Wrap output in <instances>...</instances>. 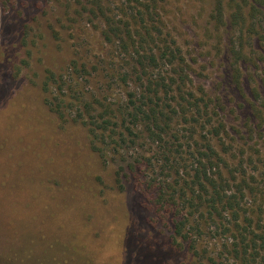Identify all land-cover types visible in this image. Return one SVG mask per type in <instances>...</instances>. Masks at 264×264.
I'll list each match as a JSON object with an SVG mask.
<instances>
[{
	"label": "rangeland",
	"instance_id": "1",
	"mask_svg": "<svg viewBox=\"0 0 264 264\" xmlns=\"http://www.w3.org/2000/svg\"><path fill=\"white\" fill-rule=\"evenodd\" d=\"M89 1L0 0V264H16L21 256L31 264H203L189 241L173 239L175 211L148 214L143 204L142 188L152 172L147 159L158 161L162 150L140 122L134 143L114 146L109 140L99 153L87 129L72 119L75 108L63 120L46 103L49 70L59 79L65 74L48 80L52 96L70 83L88 100L117 108L136 88L121 79L131 66L117 40L105 38V22L84 12ZM157 1L167 29L193 64L195 86L214 100V123L226 126L223 137L231 149L223 156L235 164L244 153L259 195L251 194L246 206L262 217L264 235V121L253 116L254 103L264 114V45L256 42L253 60L242 63L238 88L226 53L230 25L219 34L214 30L213 0ZM117 2H103L113 19L121 15ZM251 48L247 44V52ZM73 61L79 66L72 74L67 68ZM254 89L262 98H253ZM113 120L123 121L119 114ZM210 140L222 150L218 139ZM199 231L193 239L205 257L233 263L225 248L233 245L230 233L208 223Z\"/></svg>",
	"mask_w": 264,
	"mask_h": 264
},
{
	"label": "trees",
	"instance_id": "2",
	"mask_svg": "<svg viewBox=\"0 0 264 264\" xmlns=\"http://www.w3.org/2000/svg\"><path fill=\"white\" fill-rule=\"evenodd\" d=\"M103 2L90 0V7L84 6L83 10L105 22V38L110 42L117 40L119 53L131 66L121 79L134 81L136 88L127 93L128 101L117 108L99 100L97 103L88 100L82 90L70 83L65 88L60 86L57 96H52L46 93L48 80L59 81L65 74L59 79L49 70L43 83L46 103L63 120H69L72 114L68 109L75 108L72 119L87 129L92 148L97 152L103 151L100 144L109 140L114 146L134 143L131 136H137L135 129L140 122L142 130L162 150L158 161L147 159V169L152 170L142 188L147 213L157 211L168 216L175 211L173 239L189 241V249L201 255L203 264H223L205 257L197 239H193L207 223L216 231L230 233L234 240L233 245H225L233 258L230 264H264V235L260 230L263 219L256 218L254 211L246 206L251 194L254 199L259 195L251 186L252 176L247 173L244 153L235 164L223 156L231 149L223 137L227 135L226 126L222 121L214 123V117L219 114L216 106H210L214 100L202 86H195L193 64L167 29L158 1L118 0L121 15L117 19L111 17ZM210 22L218 34L230 25L226 31L232 36L226 53L232 80L242 88V63L253 60L256 42L264 45V0H213ZM247 44L252 47L250 52ZM78 66L73 61L68 72L73 74ZM252 95L255 100L262 98L258 89ZM253 111L262 124L263 109L254 103ZM118 114L123 119L120 125L113 120ZM211 138L219 140L222 150H217ZM129 166L134 169L132 163ZM188 225L190 235L184 233ZM25 259L21 256L16 264H31Z\"/></svg>",
	"mask_w": 264,
	"mask_h": 264
}]
</instances>
